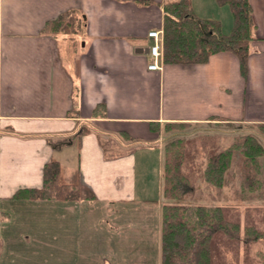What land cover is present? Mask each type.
<instances>
[{"label":"crops","instance_id":"0c3cea01","mask_svg":"<svg viewBox=\"0 0 264 264\" xmlns=\"http://www.w3.org/2000/svg\"><path fill=\"white\" fill-rule=\"evenodd\" d=\"M169 1L0 0L4 231L18 214L27 225H62L68 239L85 226L83 239L94 248L78 264H160L164 123L226 122L247 131L264 123V0H250L257 39L247 76L231 51L207 62L162 59L161 69H149L148 31L163 28ZM193 7L230 30L226 6L193 0ZM70 10L82 18L78 32L44 31L48 20ZM49 162L59 165L60 185L80 183L94 197H14L18 189L41 187ZM243 190L247 199L233 206L264 208L263 184ZM253 196L259 200L250 201Z\"/></svg>","mask_w":264,"mask_h":264},{"label":"trees","instance_id":"16d2710c","mask_svg":"<svg viewBox=\"0 0 264 264\" xmlns=\"http://www.w3.org/2000/svg\"><path fill=\"white\" fill-rule=\"evenodd\" d=\"M219 5L226 6L232 15V26L224 30L221 19L217 17L199 16L193 7V0H172L164 4L163 20V62L193 63L207 62L216 52L231 51L239 58L241 73L247 76L249 56L253 42L257 39V24L250 0H216ZM81 21V22H80ZM82 26V18L75 11H67L58 17L48 20L45 32L77 31ZM187 122H165L164 130L175 126L185 127ZM264 132V123H258ZM151 129L160 132L158 122H151ZM79 130L76 135L85 132ZM67 143L71 139L66 140ZM65 141H61L63 143ZM183 139L168 143L165 149L166 162L164 168L163 191L167 198L175 203L164 204L161 217V252L160 264H215L214 252L217 241L214 235L225 236L231 242L243 241L245 245L264 237V228L257 222L246 221L243 231L241 221L230 215V209L222 206L203 204H182L180 198L192 190L190 176L182 170L183 155L181 147ZM58 144V143H57ZM55 143V146L57 145ZM238 146V145H237ZM244 147V148H243ZM242 150L250 155L249 163L259 167V155L264 154L262 145L246 135ZM232 147L211 153L205 178L209 183H223L227 171ZM172 152V157H170ZM175 152V153H174ZM258 163V164H257ZM250 174L246 175L248 179ZM59 165L49 162L44 166V182L41 187L18 189L16 198H61L75 200L94 197L83 185L67 186L59 184ZM257 183L256 177L250 178ZM228 209V210H227Z\"/></svg>","mask_w":264,"mask_h":264},{"label":"rangeland","instance_id":"374dc122","mask_svg":"<svg viewBox=\"0 0 264 264\" xmlns=\"http://www.w3.org/2000/svg\"><path fill=\"white\" fill-rule=\"evenodd\" d=\"M165 131L167 133L165 132L162 136L165 143L162 166L163 187L167 153L165 147L176 139H183L181 147L179 145L177 147L181 152L177 154L184 153L181 157L183 158L182 170L189 174L192 190L180 198L181 203L186 205L203 204L211 207L222 206L230 209V215L241 221V224H245L247 220L254 221L264 228V208H242L232 205L234 203L239 205V202L247 199L245 196L247 194L243 190L244 185L253 187L264 185V160L261 157L264 154L259 155V165H257L259 167L256 168L249 163L250 155H247L244 149L242 150L246 135L252 136L256 143L262 145L264 149V132L258 124L247 131L243 128L230 126L226 122L205 121L187 123L185 127L175 126ZM237 132L239 135H235V139L229 143V140L233 139L232 135ZM229 147H232V151L229 156L228 169L224 173L223 183H209L205 178L204 170L211 153L220 152ZM171 154L172 152H170ZM247 174H250L248 179L246 178ZM251 177H256L258 182L252 183ZM79 185L81 184L79 183ZM235 185L236 191L231 188ZM163 195L165 204L176 202L174 199L167 198L164 191ZM256 196L249 198L252 199L250 201L259 200ZM26 222V215L18 214L15 220H12L9 225H5V231L0 225V264H78L82 260L81 257H87L88 251L94 248V241L88 242V239H83L87 232L85 226L82 228L76 226L77 233L74 235L76 239H68L67 235L62 234V225L56 227L50 223H48L49 226L38 223L27 225ZM159 228L161 231V224ZM54 231L60 235L56 236ZM22 233L25 234L22 235ZM214 237L217 241V249L214 252L215 264H264V237L261 238L262 240L252 241L248 245H245L243 241L233 240L231 242L228 237H221L217 234ZM124 243L125 248L130 247V243L126 244V241ZM128 248H126L127 252H129Z\"/></svg>","mask_w":264,"mask_h":264},{"label":"built area","instance_id":"2783aa9c","mask_svg":"<svg viewBox=\"0 0 264 264\" xmlns=\"http://www.w3.org/2000/svg\"><path fill=\"white\" fill-rule=\"evenodd\" d=\"M148 35L153 39L149 48V54L152 56V61L148 64V67L153 70L161 69V60L163 57V30L151 29L148 31Z\"/></svg>","mask_w":264,"mask_h":264},{"label":"bare ground","instance_id":"6f19581e","mask_svg":"<svg viewBox=\"0 0 264 264\" xmlns=\"http://www.w3.org/2000/svg\"><path fill=\"white\" fill-rule=\"evenodd\" d=\"M106 48V47H105ZM107 52V51H106ZM103 53V52H102ZM119 86V85H118ZM122 87V86H121ZM118 92V91H117ZM120 94H124V93H120ZM130 96V95H129Z\"/></svg>","mask_w":264,"mask_h":264}]
</instances>
